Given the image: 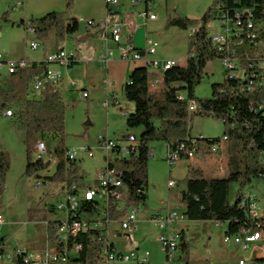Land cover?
Instances as JSON below:
<instances>
[{"label": "trees", "instance_id": "16d2710c", "mask_svg": "<svg viewBox=\"0 0 264 264\" xmlns=\"http://www.w3.org/2000/svg\"><path fill=\"white\" fill-rule=\"evenodd\" d=\"M73 0L68 1L67 8ZM240 20H237V15ZM63 12H50L40 18H31L28 22L33 32L46 39L55 33L56 49L63 51L66 40L80 31L77 19H65ZM109 16L112 13L109 10ZM231 19L238 21L244 32L233 38L228 48L220 50L212 42L208 33V24L212 20ZM9 22V13L0 15V22ZM254 23L255 40L248 37L247 23ZM13 25L17 23L11 22ZM19 25L27 26L25 21ZM166 28L193 30L192 42L185 66L174 65L163 77V86L159 92L150 89V72L147 68L135 69L125 86V98L134 104V111L127 115V127L139 129L137 152L130 159H116L113 167L124 169L122 182L127 189L129 203L148 201V168L150 144L164 142L171 151H176L182 143L187 146L193 140L191 126L195 118H216L223 122L228 148L226 155V175L223 178L212 176L189 177L186 189L182 193L185 216L189 221H212L227 225L226 233L234 235L241 229L256 227L260 218L252 219L248 211L240 207L243 189L254 179H264V0H214L203 17L192 20L188 17L170 15ZM241 42V45H239ZM142 54L144 51H140ZM234 57L241 63L242 77H224L222 83L212 84L210 98H197L195 90L202 82L204 72L210 62ZM50 64L45 60L33 62L27 68L10 75L11 88L0 90V110L13 111V125L25 134L27 167L26 177H39L47 171L50 161L33 159L31 147L39 140L50 136L56 140L55 154L58 160L55 172L45 180L58 191L54 198L70 192L73 184L85 181V175L79 173L77 162L66 157L65 125L68 103L62 93V83L45 81L40 93L31 89L32 78L46 72ZM185 97L182 101L180 97ZM196 103V109L189 111V102ZM128 132L122 135L126 139ZM42 137V138H39ZM208 143H218L221 139L209 138ZM167 148V154H169ZM183 153V156H186ZM42 157V156H41ZM11 157L7 151H0V194L5 190ZM238 183L240 193L234 204L230 202L231 185ZM55 213V209H51ZM264 220V215L262 216ZM49 239L56 242V222L48 223ZM182 250L181 260L188 264L190 259L189 243L184 231L180 232ZM83 243L76 264H98L99 245L88 242L83 234L59 242L58 250L72 248L74 243ZM5 252L0 248V256ZM15 264H26L23 255L15 258ZM258 261V260H255ZM254 261V262H255Z\"/></svg>", "mask_w": 264, "mask_h": 264}, {"label": "rangeland", "instance_id": "374dc122", "mask_svg": "<svg viewBox=\"0 0 264 264\" xmlns=\"http://www.w3.org/2000/svg\"><path fill=\"white\" fill-rule=\"evenodd\" d=\"M214 0H155L151 10L157 15L158 20L147 22H137V26H147L145 30L148 36L159 43L157 57L155 60L174 61L178 65L187 59L189 46L192 42L193 30H181L179 28H166L167 19L170 15L188 17L192 20H200ZM22 0H0V15L5 12L9 13V22H0V54L5 57L6 62L18 61L25 59L26 55L31 59H42L45 50L54 48L55 33L52 32L46 39H40L30 26L19 25L21 21L28 24L29 20L20 19L21 9L17 3ZM74 5V0L71 7ZM100 8L98 7V10ZM77 10L83 11L84 16L80 20L79 34L69 37L65 46L68 50L79 48L80 54L85 53L84 45L86 42L78 40L76 37L83 35L88 27L89 12L85 5H78ZM96 10V9H95ZM143 11V7L138 8ZM138 12V11H137ZM13 13L14 16H13ZM138 14V13H137ZM66 18V17H65ZM16 21V25L11 22ZM103 23L100 21H96ZM29 25V24H28ZM222 26L219 20H212L208 24V33L210 35L222 33ZM35 40L40 44L38 50L34 51L29 48V42ZM116 50V49H115ZM119 51V50H118ZM165 58V59H161ZM167 58V59H166ZM43 61V60H42ZM58 67L63 71L70 70L69 79L65 82L72 85L76 81L81 86H85L90 96L82 100L78 91H66L62 86V93L68 102L65 125V144L70 151L80 152L81 158L78 162L79 172L85 175V182L91 184L95 182L101 170L106 168L105 158L114 159V154L108 153L99 144L101 136L106 135L110 139H117L123 133L133 132L140 133L139 129L130 130L127 127L126 112L134 111V104L128 102L122 93H118V104H112L110 108L104 107L107 100L102 95V86L97 84L93 87L92 81H89L87 72L83 68H69L60 64H51L50 67ZM54 73L64 75L56 69H50ZM153 69H149L151 72ZM223 69L221 61L210 62L204 72L202 82L196 87L195 96L197 98H210L212 94V84L222 83ZM8 68L0 73V86L7 88L9 84ZM10 85V84H9ZM2 89V88H1ZM6 91V90H5ZM83 92L87 93L88 92ZM121 104V105H120ZM120 105V106H119ZM91 124H88V123ZM225 127L222 121L207 117H197L193 120L191 134L197 137L218 138L220 152L213 154L211 149L208 152L204 149L200 151L201 159L204 163L208 162L211 170L217 167L218 173H207L205 170L196 171L192 177L212 176L223 178L226 175V155L228 142L223 141ZM42 138V137H39ZM51 150L52 159L54 155L56 140L50 136L43 138ZM205 140H200L204 142ZM127 142H124L125 146ZM90 148L94 153L93 158H87L82 149ZM150 149L154 151V156L150 158L148 176L149 192L147 205L142 207L140 215L141 222L136 225L133 235L115 238L120 250L125 252L140 249L141 252H150V264H165L166 258L161 251L160 238L162 232L155 223L147 219L152 215H167L169 210L176 211L183 217V220L174 226L175 230L184 231L189 243L190 259L188 264H239L240 260L247 259L248 264H264L261 261H255L262 257L264 250V239L260 242L253 243L244 253L238 246H226L223 238L227 230V225L217 226L212 221H189L185 216V206L181 200L182 193L186 189V172L187 167L183 162H176L173 166L167 160V152L164 142H153ZM199 149V148H198ZM4 150L10 154L11 168L8 172L5 190L0 194V214L4 218V224L0 227L1 237L6 239L8 244L7 254L13 255L15 250H27L29 254H38L44 252L47 244L46 224L56 222L61 219V214L51 212L55 205L59 204V198H54V193L58 188L45 180V177L54 174L49 171L44 176L26 177L24 176L27 167V152L25 134L15 129L12 118L0 113V151ZM201 150V149H200ZM33 159L40 157L38 148H31ZM207 157V158H206ZM220 160V161H218ZM54 162V161H53ZM54 164V163H53ZM201 172V173H199ZM175 182L174 188L169 189V182ZM37 183L41 184L37 187ZM241 186L238 183L231 185L230 202L234 204L240 193ZM252 192L258 200L259 215L262 216L264 211V179L256 178L246 186L242 193ZM162 202L167 206L163 207ZM169 204V207H168ZM255 261V262H254Z\"/></svg>", "mask_w": 264, "mask_h": 264}, {"label": "built area", "instance_id": "2783aa9c", "mask_svg": "<svg viewBox=\"0 0 264 264\" xmlns=\"http://www.w3.org/2000/svg\"><path fill=\"white\" fill-rule=\"evenodd\" d=\"M108 10L112 11L120 5L119 0H105ZM132 5L135 7L138 4H146V10L139 14L140 19H144L147 22L156 21L157 15L151 10L153 0H131ZM240 15H237V20H240ZM231 19L221 20L222 33L211 35L212 42L219 47L220 50L228 48L229 43L233 38L238 37L244 32L243 27H240V23ZM94 21L88 22V27H98ZM129 23L111 22L106 21L101 25L102 38L112 39L119 45L118 50L123 60L129 61L133 64H141L147 69H153L150 72V89L152 92H159L163 86V77L166 71L170 70L176 63L174 61H160L155 60L153 57L158 51L159 43L151 37H145L144 53L142 54L134 43V36H126L127 42L122 45V41L125 38L124 29L127 27H133ZM31 29V28H30ZM248 37L255 40L256 33L254 31V23L249 21L247 23ZM33 32V30L31 29ZM241 45V42H239ZM40 44L36 41L29 43V48L32 50L39 49ZM113 56L112 51H108L106 61L109 57ZM75 56L73 54L63 51H56L49 54L45 61L51 64H60L62 66L70 67L73 65ZM30 65L28 60L6 62L5 57L0 54V73L3 69L8 68L9 75L17 73L21 69H25ZM221 66L223 69V78L227 76L242 77L243 69L241 63L234 57H226L221 60ZM51 81L58 83L61 81V75L54 73L49 68L42 74H37L32 78L31 89L35 93H40L43 89L44 82ZM72 89L81 93V99L86 100L89 98L87 93H83V90L77 83H72ZM182 101L185 97L181 96ZM114 104H118V99L115 96L109 97L104 102V107H109ZM189 111L192 112L196 109V103L194 101L189 102ZM4 116L8 118L13 117L12 110H6L3 112ZM200 140H206L204 137L193 138L188 146L182 143L176 151H171L168 144L166 148L170 151L167 154V160L172 164L176 163L187 157L193 159L195 157L196 143ZM223 141H227V137L223 138ZM127 142L124 146L123 143ZM100 146L108 153L114 154V159L105 158L106 168L100 171L98 178L95 182L87 184L85 181H80L79 184H73L70 192L61 195L59 198V204L54 206L55 213L61 214V219L56 221V242L49 239L48 223L46 224L47 244L46 249L42 253L29 254L27 250L17 249L13 255L7 254L8 244L6 239L1 237L0 229V248L4 250L5 254L0 256V264H15V258L23 255L26 264H76L74 260L79 258V252L83 249V243H74L72 248L66 247L63 251H59L57 244L60 242L68 243L69 240L83 234L88 242L99 245L97 250L98 264H150L151 254L150 252H141L140 249L125 252L119 249L115 238H123V236L133 235L136 225L141 220L142 207L144 203L133 202L129 203L128 192L122 182V176L124 169L120 166L113 165L116 163V159H130V157L137 152L138 136L135 134H129L126 139L122 136L117 139H110L108 136L103 135L99 139ZM211 152L217 154L220 152L218 143H209ZM34 148H43L44 156L36 157V159H42L44 161L52 160L51 150L48 144L44 140H39L32 145ZM31 147V148H32ZM183 156V153H186ZM87 158H93L94 153L89 147L82 149ZM54 155L55 151H54ZM150 156H154V151L150 150ZM66 157L71 162H79L84 159L81 158L80 152L70 151L67 149ZM220 161V160H218ZM58 163V160H57ZM56 169V168H55ZM50 170L48 169L47 173ZM55 172V171H54ZM41 184L37 183L39 187ZM175 182H169V189L174 188ZM240 207L248 211L252 219L259 218L258 200L255 194L252 192L242 193L240 196ZM155 223L162 232L160 238L161 251L165 255V264H185L181 260L182 250L180 247L181 237L180 231L175 230L174 226L183 220V217L176 211L169 210L167 215L161 216V214L154 215L150 219ZM4 224V218L0 214V227ZM217 226H224L225 224L216 222ZM256 236H264V220L262 217L256 227L249 229H241L239 233L229 235L225 232L223 243L226 246H238L244 253H246V246L253 242ZM262 255H264V250ZM239 264H248L247 259L240 260Z\"/></svg>", "mask_w": 264, "mask_h": 264}, {"label": "crops", "instance_id": "0c3cea01", "mask_svg": "<svg viewBox=\"0 0 264 264\" xmlns=\"http://www.w3.org/2000/svg\"><path fill=\"white\" fill-rule=\"evenodd\" d=\"M68 1H70V0H22V2L17 3V7H20V9H21V18L20 19L30 20L31 18H40V17H42V16H44L50 12H63L66 14V16H65L66 20L77 19L80 22V20L84 16V14H83L84 12L77 10L78 5L87 6L88 12H89V14H87V15H89V17H90L89 20L94 21L95 23H97V25H100V26H98V27H86V32L83 35L76 37L78 40H83L82 42H86L84 45V49H85L84 52L85 53L80 54L79 48H77V47L73 48L71 50H68L66 48V46H64L65 52L73 54L75 56L73 65L70 66L69 68H75V67L83 68L87 72V77L89 78V81H92L93 87L96 88L95 83L101 84L102 95L105 96L106 99H108L111 96H115L118 99V93H122L125 96V92H124L125 86L129 81V77H130L131 73L137 68H141V67L143 68V65H141V64L135 65L133 63H130L129 61L123 60L120 56L119 51H118L119 45L116 44L110 38H107V39L102 38L101 25L105 24L106 21H111V22H118V21L124 22L125 21L126 23H129L130 25L134 24L133 27H127L126 29H124L125 38L123 39V41L121 43L122 45H124L127 42L126 36H129V35L134 36L138 29L143 28V26H137V22H138V20H139V22H142L140 20L139 14L141 12H143L144 10H146V4H144V3L138 4L137 6L134 7L131 3V0H119L120 5L111 11V13H112V18H111L109 16V10H108V7H107L105 0H74V5L70 8H67ZM153 2L155 3V0H153ZM140 6L143 7V9H144L143 11L138 10V8ZM98 7L100 8L99 10H98ZM14 14L15 13H13V16H14ZM175 15H178V14L175 13ZM96 21H100L103 23H99ZM13 22L15 23L16 21H13ZM27 27H29L28 24H27ZM146 27L147 26H145L144 29ZM145 32H146V35L148 36V32L146 30H145ZM77 34H79V32L74 34V35H71V37L76 36ZM32 41H35V40H32ZM189 48H190V46H189ZM34 51H36V50H34ZM56 51H57V49H56V44H55L54 48L44 51L42 59H35V58L31 59V58H29V56L26 55L25 59H22V60H28L30 64L33 62H42V60L44 61L45 58L49 54L54 53ZM108 51H112L113 56H110L108 61H106L105 59H106ZM155 56L157 57V53ZM21 58H23V57L17 58L16 61H18V59H21ZM161 59H165V58H161ZM186 60L184 62L180 63L179 65L185 66ZM168 61H172V60L168 59ZM176 65H178V64L176 63ZM52 68L56 69L57 71H60L61 73L66 72V78H64V75L60 74L61 75V83L64 86L66 91H73L70 83L65 82V79H69V77H67V75L70 76V70L65 69V71H63V69H61V68L49 66V69H52ZM151 72H153V71H151ZM72 82L77 83L76 81H72ZM78 85L83 90V92L87 91L85 86H81L80 84H78ZM4 87L5 86H0V90L3 92L5 90H9L11 88V85L8 84L6 89H4ZM79 95H80L79 98H81V94H79ZM88 95L90 96L89 92H88ZM3 112H4V110H0L1 114H3ZM128 114H130V112H126V117ZM88 124H91V123L89 122ZM140 133H141V130H140ZM123 134H126V133H123ZM191 136L193 138H198L197 136L195 137L192 134H191ZM164 146H165V149L167 152V148H166L165 143H164ZM204 149L208 152V150L210 149L209 143L207 141H204V142L198 141L196 143L195 157L193 159H188L187 157H185L184 159L181 160V162L185 163L186 167H187L186 179L189 177H192V175L196 171H199V170L200 171L205 170L207 173H210V172L211 173H213V172L218 173L217 167H215L216 169L213 171L210 169L208 162L204 163L205 157H204V159H201L200 151H202ZM56 166H57V158L55 160H53V159L51 160V166H50L49 170L52 172L55 171ZM47 171L41 172L39 175L44 176L47 173ZM79 173L82 174L81 171ZM199 173H201V172H199ZM33 177L35 178V176H33ZM148 192H149V177H148ZM181 198H182V196H181ZM148 199H149V197H148ZM162 206L166 207L167 205L164 202H162ZM168 207H169V204H168ZM263 215H264V211H263L262 216ZM152 216H154V215H152ZM262 216L259 215V218ZM150 219L151 218L149 217L147 220L151 221ZM140 222H141V220H140ZM45 249H46V246H45ZM45 249H44V251H45ZM136 249H138V248H136ZM131 251H133V250H131ZM255 259H257L259 261V260L264 259V258L259 257V258H255Z\"/></svg>", "mask_w": 264, "mask_h": 264}, {"label": "water", "instance_id": "95a60500", "mask_svg": "<svg viewBox=\"0 0 264 264\" xmlns=\"http://www.w3.org/2000/svg\"><path fill=\"white\" fill-rule=\"evenodd\" d=\"M145 37H146V32H145L144 28H140L136 31V33L134 35V43L136 44V47L138 50H141V51L144 50ZM143 68H145V67H143ZM259 261L264 262V259H261Z\"/></svg>", "mask_w": 264, "mask_h": 264}, {"label": "bare ground", "instance_id": "6f19581e", "mask_svg": "<svg viewBox=\"0 0 264 264\" xmlns=\"http://www.w3.org/2000/svg\"><path fill=\"white\" fill-rule=\"evenodd\" d=\"M39 153L41 154V156H44V149L43 148H38ZM40 156V157H41ZM264 239V236H256L255 239H253V242H250V245L256 242H260ZM249 245V246H250ZM249 246H246V251L248 250Z\"/></svg>", "mask_w": 264, "mask_h": 264}]
</instances>
